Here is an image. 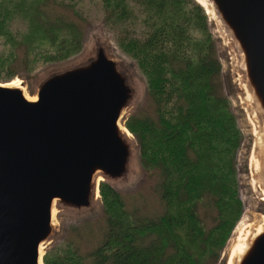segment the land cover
Masks as SVG:
<instances>
[{"label":"trees","instance_id":"trees-1","mask_svg":"<svg viewBox=\"0 0 264 264\" xmlns=\"http://www.w3.org/2000/svg\"><path fill=\"white\" fill-rule=\"evenodd\" d=\"M81 1L0 0V82L79 55L84 28L68 12L87 21ZM97 2L154 105L151 113L126 117L125 125L142 167L161 176L164 211L135 224L120 193L101 181L105 239L87 253L62 243L45 253L44 264H225L244 213L238 158L246 135L210 14L197 0Z\"/></svg>","mask_w":264,"mask_h":264},{"label":"water","instance_id":"water-1","mask_svg":"<svg viewBox=\"0 0 264 264\" xmlns=\"http://www.w3.org/2000/svg\"><path fill=\"white\" fill-rule=\"evenodd\" d=\"M210 2L264 122V0ZM87 55L45 76L36 99L22 84L0 82V264H44L57 205L90 209L101 181L132 170L133 139L122 128L130 132L123 118L134 83L105 44ZM259 154L264 185V141ZM235 264H264V228L246 237Z\"/></svg>","mask_w":264,"mask_h":264},{"label":"rangeland","instance_id":"rangeland-1","mask_svg":"<svg viewBox=\"0 0 264 264\" xmlns=\"http://www.w3.org/2000/svg\"><path fill=\"white\" fill-rule=\"evenodd\" d=\"M81 9L84 16L87 17V21L80 20L72 12H68V16L78 21L84 28L85 40L82 52L67 64H49L41 67L33 74L15 77L12 81L16 80L15 83L22 84L27 94L33 96L45 76L60 68L76 64L83 57L86 60L89 59L90 55L87 54L93 53L97 44L103 43L107 46L108 53L125 68V71L129 74L130 82L134 83L135 86L134 99L126 109L123 120L131 114L138 113L143 116L153 112L154 105L148 96L144 77L140 73L136 62L117 47L112 34L106 30L102 10L97 0H82ZM210 19L215 36L219 39V55L223 63V73L228 87L227 92L234 103L239 124L246 135V140L238 158L240 194L244 203L242 216V226H244L256 221L264 214V202L261 198L257 178L251 167L256 140L255 132L259 119L251 99L245 71L242 69V57L237 45L225 28L213 19V16L210 15ZM131 139H133L134 145L132 170L127 177L111 184L120 193L135 224H138L141 218L159 217L164 211V203L161 200V176L159 172L147 171L142 167L137 140L135 137ZM54 224V232L46 242L45 253L67 241L74 242L83 253L92 251L105 239L108 230L101 195L90 209H76L57 205L54 213ZM232 244L226 247L224 251V255H226L225 264H228Z\"/></svg>","mask_w":264,"mask_h":264},{"label":"bare ground","instance_id":"bare-ground-1","mask_svg":"<svg viewBox=\"0 0 264 264\" xmlns=\"http://www.w3.org/2000/svg\"><path fill=\"white\" fill-rule=\"evenodd\" d=\"M201 3H203L209 12L211 16H213V19L220 20L216 14V11L210 2V0H199ZM16 80L10 82V84H16L21 85L20 83H15ZM32 99H36V96H31ZM124 132L128 133L130 138H133V135L130 132H127L125 127L122 128ZM256 140H255V148L253 153V158L251 159V167L253 170V173L255 174L257 181H258V187L261 191V196L264 201V185L261 177V159H260V151L263 146L264 141V122L260 120L259 125H257L256 132H255ZM103 179L102 176H100L99 180ZM100 198L99 191L97 192V200ZM243 225V218L238 223L232 238L230 239L227 247H229L232 243V249L231 254L229 253V264H235L237 258L241 255L242 251L245 248V239L248 235L255 233L256 231H261L264 228V214L257 219L254 222H251L249 224ZM237 239H236V238ZM44 253V249H42V254Z\"/></svg>","mask_w":264,"mask_h":264}]
</instances>
